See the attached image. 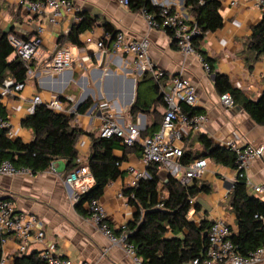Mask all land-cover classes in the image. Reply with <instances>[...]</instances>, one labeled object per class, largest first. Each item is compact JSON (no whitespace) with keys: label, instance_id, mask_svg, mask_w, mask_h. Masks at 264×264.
Masks as SVG:
<instances>
[{"label":"crops","instance_id":"obj_1","mask_svg":"<svg viewBox=\"0 0 264 264\" xmlns=\"http://www.w3.org/2000/svg\"><path fill=\"white\" fill-rule=\"evenodd\" d=\"M219 1L223 25L213 32H208L201 47L212 59L214 72L226 75L233 87L242 90L248 98L256 100L264 90V55L256 58L249 68L244 57L249 55L250 51L246 49L245 42L251 35L252 28L261 21L264 11L255 7L252 0ZM74 2L81 10L99 17V21L105 19L111 22L118 30H123L128 35L136 38L148 37L149 56L155 68L164 71L168 79L175 75H183L194 83L198 96L196 108L206 113L209 118L202 133H205L214 144L223 146L224 141L234 140L253 146L264 145V124L255 123L238 105L223 106L220 94L214 86V74L211 71L206 72L194 55H184L180 52L168 32L160 29L149 30L140 14L131 12L116 0ZM48 18V11L31 16L27 10L17 5V0H0V28L28 40L40 37L38 49L42 59H47L52 54L58 37L66 34L73 23L69 15H65L57 24H51ZM39 25L44 27L40 34L37 31ZM93 31L94 38L102 35L100 27H95ZM87 34L88 32L82 34L81 40ZM91 47L95 55L87 69L83 70L75 65L72 69L60 72L37 73L32 79L26 80L24 88L17 94L0 99V104L5 106L6 115L12 124L11 139L20 138L25 142L31 140L32 133L21 125V121L27 116L29 99L33 95L39 92L46 99L51 93H63L64 88L69 82L74 81L77 75L79 76L77 84L82 93L76 97V103L97 92L99 98L106 96L113 99L115 109L126 110L125 108L131 105L135 98L136 81L140 75L136 63L130 56L125 55L121 58L105 50L98 51L93 45ZM100 66L102 70H99ZM109 69L112 71L115 69V73L109 72ZM130 78H134V94L130 105L125 106L122 101L129 95ZM91 85L94 88L90 87ZM69 95L75 97L73 94ZM155 110L162 112L163 108L158 105ZM98 114V112L93 115L77 114L73 123L82 130L96 135ZM154 114V110H150L138 113L134 120L128 113H125L124 117L137 124L141 132L145 133L148 126L159 124V119ZM189 136L191 139L187 142L194 141L195 135ZM193 144L199 145L196 141ZM90 146V137L82 135L77 143V150L83 163H87ZM117 154L120 155V152ZM140 157L130 152L127 160L122 163L123 175L109 182L99 198L106 209V222L113 230H119L120 225L132 218L134 208L127 202L123 190L133 186L134 176L126 171L125 167L132 165L137 169L143 168ZM206 159L208 166L200 179L210 186L211 191L200 193L192 199L191 202L194 205L198 203L199 207L189 212V218L196 224L203 217L211 221L221 218L234 232L235 214L229 206L228 195L233 187L235 171L230 167L216 164L209 158ZM67 166L66 160L56 159L49 169L32 176L0 174V198L10 196L17 213L37 216L45 232V243L56 255L75 260H88L95 264H136L121 247L111 244L98 226L90 220L87 202L77 208L75 205L77 200L73 196L74 189L64 180L69 172ZM247 174L251 182L264 184V152L261 157L255 159ZM164 175H166L164 171H158L161 180ZM247 190L256 196L252 189ZM170 235L167 233L166 236ZM16 247L17 241L14 236H7L3 250L12 257L16 254ZM43 247L39 244L32 245L27 253L40 251ZM255 264H264V254Z\"/></svg>","mask_w":264,"mask_h":264},{"label":"trees","instance_id":"obj_2","mask_svg":"<svg viewBox=\"0 0 264 264\" xmlns=\"http://www.w3.org/2000/svg\"><path fill=\"white\" fill-rule=\"evenodd\" d=\"M220 5L219 0H183L185 10L199 29V34L192 40L193 45L208 62L210 71L214 74L216 91L220 95L230 94L233 103L241 107L255 123L264 124V90L256 100L248 98L242 90L232 86L226 75L214 72L212 59L201 47L204 36L223 25V18L219 12ZM126 8L138 14L142 10L155 12V8L148 0H128ZM79 15L80 21L72 23L69 31L60 35L56 43L79 46L82 44V34L100 27L102 40L105 47H108L119 30L111 22L105 19L99 21V17L89 12L81 10ZM9 33L0 28V85L5 79L24 82L26 78V67L14 56V48L8 40ZM245 43L250 54L244 58L250 68L256 58L264 55V14L261 21L252 28V33ZM147 73L149 72L139 75L135 98L126 111L132 120L138 113H146L150 110H154L156 118L161 115V118L158 117L159 124L148 126L145 133L141 132L142 137L152 134L161 125L165 104L160 85H167L170 80L166 78L165 73L159 80ZM142 84L146 86L145 93L141 90ZM67 94L63 93L62 98L64 99ZM66 104L68 107L71 102L67 101ZM92 104L93 101L88 97L77 107L76 112L85 113ZM158 105L162 106V112L155 110ZM181 109L188 114L201 112L198 108L186 104H182ZM0 114L2 116L7 114L2 104H0ZM73 120L74 113L65 114L39 104L21 121V125L32 133L30 141L25 142L20 138L10 139L7 136V129L0 127V164L9 161L16 168L27 167L33 174H37L49 169L54 160L64 159L68 163L67 169L70 172L79 164L77 143L82 135H88L91 146L87 165L93 184L78 197L75 205L80 208L83 203L93 198L99 199L107 184L123 175L122 163L127 160L129 153L134 152L137 156H141V147L138 143L128 147L116 136L105 138L98 133L95 135L87 132L73 123ZM190 139V136L184 138L183 154L180 158L182 166L199 158H209L216 164L232 169L236 167L235 153L214 144L205 133H198L194 138V141L202 147L200 154L193 148L194 141L187 142ZM117 152H120V155ZM145 169L149 177L140 178L134 186L123 190L127 202L134 208L132 218L125 223L127 241L134 246L135 254L141 260V264H190L195 257L204 254L212 223L211 220L203 217L196 224L189 218V212L199 207L198 203L194 205L191 201L200 193H210L211 188L200 178H193L184 184L179 178L168 175L163 182L158 176L155 163H149ZM0 200H10V196ZM228 203L235 214L236 224V231L232 232L231 239L237 251L243 256H248L264 245V201L250 194L246 182L238 178L228 195ZM114 233L119 234L121 230H114ZM167 233L171 235L166 236ZM7 235H0V238ZM12 264H47V262L40 257L38 251H32L24 254L16 253L12 257Z\"/></svg>","mask_w":264,"mask_h":264},{"label":"built area","instance_id":"obj_3","mask_svg":"<svg viewBox=\"0 0 264 264\" xmlns=\"http://www.w3.org/2000/svg\"><path fill=\"white\" fill-rule=\"evenodd\" d=\"M121 6L127 7L128 0H116ZM155 8V12L142 10L140 15L144 19L146 27L160 29L170 32L173 41L179 51L184 55H194L202 64L206 72H210L208 62L203 58L194 45L193 38L199 34V29L191 15L185 10L183 0H148ZM255 7L264 11V0H252ZM17 5L27 10L30 15L42 14L48 11L51 24H57L65 16L69 15L73 23L80 21V7H77L74 0H17ZM38 33L44 31V27L39 25ZM94 31H88L79 46L71 44L56 45L54 51L47 59H42L39 53L40 37L36 39H25L13 33L8 34V40L14 48V56L19 58L26 67V78L24 82H16L13 79H5L0 85V99L12 96L21 91L25 82L32 79L35 74H46L72 69L77 66L80 69H87L93 61L95 55L93 45L98 51L105 50L111 54L120 56H130L136 63L139 74L149 72L156 80H159L164 71L155 68L149 56V38L142 36L136 38L128 35L125 31L119 30L112 38L108 47H105L102 36L94 38ZM159 82V81H158ZM170 84V85H169ZM167 87L160 85L162 99L165 104L161 125L152 134L142 137L138 125L126 120L124 114L126 110L115 109L109 101H94L87 109V115L98 114V134L101 137L109 138L116 136L122 142L131 147L138 143L141 147V163L143 168L137 169L132 165L125 167L126 171L133 174V186L140 178L149 177L145 167L149 163L157 164L158 171L165 172L179 178L180 182L188 183L193 178H201L205 173L208 162L205 158L196 159L189 164L182 166L180 158L183 154L184 138L189 135H196L204 131L208 123V115L204 112L188 114L182 111V104L196 107L198 104L197 88L194 83L183 75L171 77ZM62 93H51L46 99L37 92L29 99L27 115L34 111L39 105L63 112L65 114L74 113V116L81 114L76 112V100L71 95ZM67 101L71 105L67 107ZM220 102L225 107H231L234 103L230 94L220 95ZM11 122L7 115L0 114V127L7 129L8 138L13 137ZM223 147L230 149L236 156V167L234 168V181L238 178L246 182L247 188L264 201V184L250 181L247 172L252 167L255 159L261 157L264 152V145L253 146L242 144L234 140H226ZM79 164L73 168L66 176L65 183L74 189V199L87 191L93 184V178L87 163H83L81 158H77ZM181 172V173H180ZM0 174L7 176H32L33 173L27 167L16 168L9 161L0 164ZM182 175V177H181ZM121 196V194H119ZM87 209L90 220L98 226L99 230L108 241L121 247L136 264H141V260L135 254V248L128 243L125 231V223L120 225L121 233L116 234L107 224V214L104 205L98 198H93L87 202ZM8 234L14 236L17 241L16 253L24 254L29 251L32 245L39 244L44 247L38 251L40 257L47 264H95L88 260H75L68 257L56 255L45 243V232L42 223L34 214L17 213L10 200H0V235ZM231 227L221 218H215L208 231V245L204 254L195 257L190 264H255L260 261L264 254V245L257 248L248 256L241 255L231 239ZM7 236L0 238V264H12V257L3 250Z\"/></svg>","mask_w":264,"mask_h":264},{"label":"rangeland","instance_id":"obj_4","mask_svg":"<svg viewBox=\"0 0 264 264\" xmlns=\"http://www.w3.org/2000/svg\"><path fill=\"white\" fill-rule=\"evenodd\" d=\"M134 65V64H133ZM114 71H115V69H113ZM133 75H136V73H133ZM78 75L75 77V80L74 81H71V82H69V84L64 88V90L62 91L64 94H66V93H68L67 95H69V94H73L75 97V99H76V97H79V95L82 93V90L78 87L79 85L77 84V79H78ZM72 79H74V78H72ZM90 87H93L92 85L90 86ZM71 88V89H70ZM94 88V87H93ZM79 90H80V92H79ZM141 90L144 92V91H146V86H145V84H142L141 85ZM62 93V94H63ZM145 93V92H144ZM79 94V95H78ZM93 102L94 101H98V100H102V101H109V102H113L114 100L113 99H110V98H107L106 96H103L102 98H99L98 97V95H97V92H95V94H93V95H90V97H89ZM114 105V104H113ZM126 110L128 109V107L127 108H125ZM123 110V109H122ZM159 118H161V115H159L158 116ZM193 148H195L194 150L195 151H197V153L198 154H200L201 152H202V147L201 146H199V145H195L194 144V146H193ZM181 177H182V175H181ZM165 178V175L163 176V179ZM188 264V263H187Z\"/></svg>","mask_w":264,"mask_h":264},{"label":"water","instance_id":"obj_5","mask_svg":"<svg viewBox=\"0 0 264 264\" xmlns=\"http://www.w3.org/2000/svg\"><path fill=\"white\" fill-rule=\"evenodd\" d=\"M99 70H102V66H100V69ZM109 72H114V71H112L111 69H109ZM115 73V72H114ZM47 78V77H46ZM70 78H71V74H70ZM130 80V92H129V95H128V97L124 100V101H122V104L123 105H125V106H128V105H130V103H131V101H132V97H133V94H134V86H135V84H134V78H130L129 79ZM54 87H56V86H54ZM60 93V92H59ZM89 97V96H88ZM87 97V98H88ZM86 99V98H85ZM85 99H80L79 101H77V103H76V108L77 107H79L84 101H85ZM3 198H5V197H2V198H0V199H3Z\"/></svg>","mask_w":264,"mask_h":264}]
</instances>
